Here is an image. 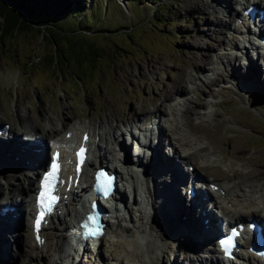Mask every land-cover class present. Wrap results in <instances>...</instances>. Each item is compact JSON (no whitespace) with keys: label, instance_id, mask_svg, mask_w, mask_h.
<instances>
[{"label":"rangeland","instance_id":"374dc122","mask_svg":"<svg viewBox=\"0 0 264 264\" xmlns=\"http://www.w3.org/2000/svg\"><path fill=\"white\" fill-rule=\"evenodd\" d=\"M123 1L91 0L87 13L78 9L66 15L62 21L63 30L75 32L72 41L79 42L73 43L70 52L60 47L64 56H58V60L54 48L50 50L43 45L40 37L18 39L13 52V45L6 44L7 51L0 46V124H7L11 137L19 142L44 136L46 151L52 140L62 134V126L66 128L75 122L88 124L94 131H99V128L111 124L114 130L110 136L114 135L120 145L126 147L125 154L134 161L142 148L131 150L128 136L121 134V124L134 117L150 115L158 107L162 108V115L166 109L164 117L171 119L169 104H178L183 112L177 117L189 126L185 131L188 130V134L196 139L195 147L206 146L203 152L194 150V160L188 161L197 177L214 184L241 182L248 190L257 191L264 200V58L258 61L249 58L239 42V48L232 52L221 47L235 26L240 5L235 3L236 0H144L143 4L140 0ZM159 4H164V9H160L164 12L162 15L156 12L158 20H153L152 12ZM260 4L263 8L264 3ZM249 6V3L245 5ZM225 23L229 25L227 28ZM85 44L100 51L116 48L118 53L114 52L111 58L99 55L105 57L96 59L97 64L92 68L93 57H87L83 65L81 57H78H84L87 48L81 45ZM48 50L53 55L54 65L48 66L47 59L42 61V57L48 56ZM250 55L255 57L251 52ZM232 57H236L235 63L228 64L227 59ZM175 91L185 95L162 104L165 98L173 99ZM48 117L60 125L57 132L50 129ZM151 138L153 144V136ZM143 150L142 163L145 165L149 153L148 149ZM97 153L96 148L90 150L88 165L84 167V180L75 190L78 196L97 167ZM161 154L164 159L160 162L174 159L169 158L166 148ZM179 154L184 153L180 150ZM203 155L206 161L198 164L199 156ZM106 157L110 159L112 156L107 154ZM14 159L18 160V157ZM6 162L0 160V166ZM183 163L186 164L185 161ZM186 170L184 165V172ZM38 173H41L39 169L36 173H26L30 184L19 172L11 173L16 176L8 186L4 179L0 181V199L9 193L14 198L27 197L18 227L20 240L15 242L13 238L11 246L5 244L4 248L10 249L9 257L0 260V264H70L65 258L70 251L69 238L59 239L71 224L74 210L78 207L74 201L70 202V195L60 209L59 220H53L54 223L49 224L43 233L46 237L44 247L36 246L30 235L29 212ZM5 174L0 172L2 177ZM118 185V190L124 191L132 201L129 187L126 191L121 182ZM176 194L186 201L183 190ZM215 205L211 211L227 221L225 227L229 222L234 224L243 219L250 222L255 218L264 222V205L243 212L242 216L233 212L227 215L220 208V203ZM154 214L157 215L154 222L165 226V210L161 208ZM190 241L192 239L182 235L172 255L165 251L153 264H180L178 259L182 256L196 258L191 243H187ZM103 249L100 246L96 253L80 254L74 264L112 263L106 261ZM201 254L210 263L208 252L204 250ZM174 255L175 258L170 257Z\"/></svg>","mask_w":264,"mask_h":264},{"label":"bare ground","instance_id":"6f19581e","mask_svg":"<svg viewBox=\"0 0 264 264\" xmlns=\"http://www.w3.org/2000/svg\"><path fill=\"white\" fill-rule=\"evenodd\" d=\"M248 1L249 0H236L235 3L244 6ZM262 2L264 3V0H262ZM260 10L264 12V6L262 8L261 5ZM228 26V24H224L225 28ZM259 33L261 36L264 34V32L261 33L260 31ZM257 36L255 31L252 32L250 30L249 33H246L243 26L235 24L234 28L230 31V35L227 38L225 37L221 47L232 52L239 48L238 42L240 44L243 43L245 45L242 44V48L245 50L246 56L252 59L255 58L258 61L262 57L258 51L264 49V46L256 42L259 40V38L256 40ZM250 51L256 53H252L255 57L250 55ZM235 60L236 57H232L227 59V62L228 64L232 62L235 63ZM242 77L248 78L249 76L242 75ZM215 81L214 79L213 82ZM176 93L175 91L173 99L170 97L165 98L162 104L170 101L172 102L178 97H183L185 95L184 92ZM160 110H162L161 107L153 109L150 115H146L143 118L134 117V119L126 124L130 129L133 127L132 129H134V131L138 129L140 134L145 137L144 142H139V148H142V150L141 153L138 152V156L136 157L137 160L134 161L128 159L126 154L123 157L120 156L121 151H126V147H122L118 142L119 140L115 138L114 135L110 136L111 131L114 130L111 124H108L106 128H99V131H94V128L92 129L88 124L78 125L72 122L66 128L61 125L63 129L62 134L56 136L52 140L50 148H48L52 150L53 148L59 147L62 151L61 160L64 163L63 174L66 182L63 191L67 186H70L69 192L72 195V201H74L76 205H79V207L74 210L73 222L80 221L83 214L87 212V209L81 196L76 195V188H74L72 183L69 185L67 182L69 175L72 174L70 161L73 160L69 152L73 150L78 143L80 144L82 134L87 132L91 134L89 140L92 141L91 144L93 148L97 149V162L99 165L105 164V168L117 172L119 180L126 181L133 197L131 201L126 197L124 191L122 192L120 189L116 191L115 196L117 201L121 200L123 203H120L119 207L116 206L114 209L108 211L111 218H109L106 227L105 235L107 237L105 240L101 239L98 241V249H96V251H99L100 246L104 247L103 251H105L107 257L106 261L110 260L112 262L110 264H140V262L153 264L154 261L157 262L159 255L161 253L163 254L165 251H168V253L172 255V251L176 249V245H178L176 244L177 240L179 242L180 237L183 235L186 239H192V241L187 243H191V249L196 252V258L190 259L186 256H182L181 259H178L180 264H198V262L200 264H220L219 260L214 262L210 260L211 263H208L207 257L201 254L204 250L211 253L212 256L215 254L212 241L221 233L220 228L224 226V223H227L225 219L208 209V205L212 204V202L214 203L213 200H215V203H220V208H222L227 215L233 212L234 215L242 216L241 214L243 212L252 211L253 208L264 205L263 197L260 198V196L257 195V191H250L251 188L248 190L241 182H222V184H217L218 190L214 191V194L210 191L199 192L200 202L197 206H194L192 202L187 199L188 197H186V195V201L184 202L179 196L180 192L179 195L176 194L177 191L187 190L190 187L196 189L194 181L197 180L190 181V178L193 176V178L200 179L194 171H191L190 174H188L187 171L184 172V165H186L189 170L191 162L188 163V161L194 160L192 157L196 156V152L205 151L206 146L195 147L197 146V143L194 142L196 139L188 134V130L185 131V128L188 129L189 126H186V122L179 120L177 117L178 113L183 112L178 104H169V116L172 115L170 116L172 117L171 119H166L164 117L167 113L166 109L164 110L163 108V115ZM47 122L51 123L49 126L52 131L57 132L59 130L58 128L60 125L50 119V117L47 118ZM150 124H152L151 128ZM156 126L158 132L154 130ZM22 129H25L24 126ZM67 133L70 134L68 138H66ZM147 136H150L149 139H146ZM152 136L154 139L153 144L151 143ZM130 138L131 141L133 138L135 140V137L132 136L131 133ZM46 144L44 136L36 138L35 140L29 139L27 142L22 140L19 142L15 137H11L10 130L3 131L0 134V160H6L7 162L5 165L0 166V172L6 173L3 177L0 176V181L4 179L7 186L11 184L12 179L16 176L15 174H11L12 172H19L24 179L26 178L27 181H29V175H26V173H36L38 169L41 170V166L48 157L45 150ZM144 148L149 151V160L146 158L145 165L142 163L145 155ZM164 148L168 149L169 158L171 157L174 159L170 162H162L160 165L159 160L164 159L161 157V152ZM179 148L181 152L184 153L183 155L179 154ZM131 150H133L132 147ZM194 150H196V152H194ZM107 154H110L112 157L107 159ZM135 154L136 153H134L133 156ZM152 154L154 155L152 156ZM140 155L142 157H140ZM15 157H18V160H15ZM199 157V161L195 158L198 164L206 161L204 155ZM183 161H185L186 164H184ZM43 172L45 171L42 170L41 173ZM83 174L84 172L82 171L81 175L83 176ZM81 175L77 180L79 186L81 181L84 180V176L82 177ZM148 176L149 178L147 179ZM72 180H74V178ZM201 180L203 183L207 184V187L211 185L208 179L201 178ZM90 186L92 187V183ZM90 186L86 185L85 187ZM85 187H81V189L85 190ZM215 198H217V201ZM26 199L27 197L25 196H23V198H14L11 193L0 199V207L7 204L8 207L11 206L14 209V211H9L5 216L0 217V260L5 259L10 252V249L4 248L5 244L11 246L14 240L15 242L20 240V234L16 226H20L21 224L20 218L22 219L24 215L23 206L27 202ZM9 201H11V204H8ZM187 202H189V204H187ZM186 204L189 206L187 207ZM161 208L162 211L165 210V218L167 221L165 226L162 225L163 223H159L158 225L157 222H154V219L157 218V215L154 213L155 211L158 212ZM14 217H16L17 220L15 223L11 220ZM53 220H59V216H53L51 222H53ZM205 220H208L206 224L204 223ZM229 224L231 223L229 222ZM72 227H74V225H69L64 230L62 237L59 235V239L62 240V238L69 237V229ZM9 232H11V234ZM13 238L15 239L13 240ZM91 242V244L96 243L94 241ZM89 244V241L80 244H75L74 240L72 243L69 242L70 251L65 258L70 261V264H74L75 259L78 258L77 256L80 254L83 255L85 252H93L95 246H93L94 248L92 251H89ZM42 247L44 246H41V248ZM11 251L13 253L12 248ZM168 253L167 255H169ZM175 255L170 257L175 258ZM246 255L245 251H240V254L237 255L238 260H236L235 263L230 262L229 264H264V261ZM165 256L164 254V257ZM177 256H179L178 253Z\"/></svg>","mask_w":264,"mask_h":264},{"label":"trees","instance_id":"16d2710c","mask_svg":"<svg viewBox=\"0 0 264 264\" xmlns=\"http://www.w3.org/2000/svg\"><path fill=\"white\" fill-rule=\"evenodd\" d=\"M90 1L91 0H0L1 49L7 51L8 49H6V44H9L13 45L12 51L10 50L13 52L18 39L31 37L33 39L35 36L40 37L42 44L49 47L50 50H53L54 48L55 55H57L55 58L58 60V56H64L62 53L64 48L68 49L70 52L74 47L73 43L76 44L79 42L77 40L72 41V39L75 38L72 36L75 32H66V30H63V19L65 20L66 15L76 12L78 9L84 14L87 13L89 9L88 3H90ZM125 1L126 0L123 2ZM139 2L143 4L144 0H140ZM163 5L164 4H159L156 6L157 9H155L151 15L153 20H158L155 15L156 12L161 15L164 12L160 10L164 9V7H162ZM86 31H88V29H85V32ZM9 41L12 44L8 43ZM81 46L82 48H87V50L84 57H78H81L80 61L82 62V65L87 60V57H93L95 60H92V68L93 65L95 66L97 64L96 59H100L106 55L111 58L114 56V52L118 53L116 48H112L111 50L107 49L105 52L104 50L100 51L99 48L89 46L88 44ZM60 47L63 49L61 50ZM117 49L123 50L124 48L122 49L121 47H117ZM50 50L47 51L48 56H45L46 58L42 57V61L47 59L46 61L48 66L55 64L53 63V55L48 53ZM107 51H110V53L107 54ZM101 54H104L105 56H99Z\"/></svg>","mask_w":264,"mask_h":264},{"label":"snow or ice","instance_id":"6c2138e0","mask_svg":"<svg viewBox=\"0 0 264 264\" xmlns=\"http://www.w3.org/2000/svg\"><path fill=\"white\" fill-rule=\"evenodd\" d=\"M83 152V149H81V153ZM57 172H58V165H56L55 160L53 161V169L51 172L46 174L44 177V187H45V192L42 194L44 196L48 197V204H47V211H51V205L56 202V197L52 195V192L54 191V185L53 181L57 178ZM99 179V177H98ZM110 183V182H109ZM105 195H107V190H105ZM43 216V212L41 213V217ZM92 223H95V218H91ZM37 227H39V219L37 220ZM86 236L91 235V236H96L98 235V232L96 230H92L90 232L85 233ZM231 241L230 240H225L221 242L222 248L227 252L228 246H230Z\"/></svg>","mask_w":264,"mask_h":264}]
</instances>
